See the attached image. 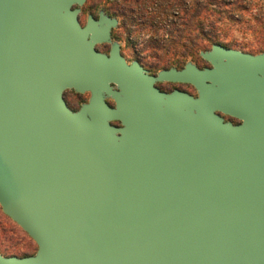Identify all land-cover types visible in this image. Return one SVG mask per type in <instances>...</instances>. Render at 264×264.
I'll return each instance as SVG.
<instances>
[{
	"label": "water",
	"instance_id": "95a60500",
	"mask_svg": "<svg viewBox=\"0 0 264 264\" xmlns=\"http://www.w3.org/2000/svg\"><path fill=\"white\" fill-rule=\"evenodd\" d=\"M86 1L0 0V205L38 246L0 264H264V51L152 75Z\"/></svg>",
	"mask_w": 264,
	"mask_h": 264
},
{
	"label": "rangeland",
	"instance_id": "374dc122",
	"mask_svg": "<svg viewBox=\"0 0 264 264\" xmlns=\"http://www.w3.org/2000/svg\"><path fill=\"white\" fill-rule=\"evenodd\" d=\"M100 11L118 19L113 40L120 43L124 55L137 54L154 72L194 63L213 41L253 54L264 51V0H87L82 6V23ZM99 49L107 52L109 46L101 44ZM89 97L90 93L74 90L65 93L74 110ZM37 248L0 205V252L23 256Z\"/></svg>",
	"mask_w": 264,
	"mask_h": 264
},
{
	"label": "flooded vegetation",
	"instance_id": "af4514ba",
	"mask_svg": "<svg viewBox=\"0 0 264 264\" xmlns=\"http://www.w3.org/2000/svg\"><path fill=\"white\" fill-rule=\"evenodd\" d=\"M81 14H82V12H81ZM94 16H95V17H98V15H94ZM80 19H81V17H80ZM81 22H82V20H81ZM83 24H85V23H83ZM115 29H116V28H114V29L112 30V38H113V39L115 38V34H114V30H115ZM105 45H106V46H109V50L106 52V53H109V52H110V49H111V44H105ZM212 46H213V44L211 45V47H210L209 49H207V50H205V51L211 50V49H212ZM224 46H225V45H224ZM226 47H228V46H226ZM121 52H122V54L124 55V53H123V51H122V48H121ZM133 54H134V55H133ZM133 54H132V55H130V54H127V55L125 54V55H124V57L127 59V61H128L129 63H131V62L137 60V61H139V62L144 66L145 69L148 70L149 74L156 75V74L158 73V71H157V72H154V71H151L149 68H147V67L143 64V62L140 61V57H139L137 54H135V53H133ZM128 58H130V59H128ZM194 63H195V65H197V67H199V68H201V69H204V68H207V67H211V66H212V64H211L208 60H206V59L201 55V53H200V58L197 59ZM186 64H187V62H185V63H181V64H178V65H174L173 67H175V68H177V69H182ZM169 68H172V67H167V68H165V69H169ZM166 84L171 85L172 88H171V89H167V88H165L164 85H166ZM156 85H157L161 90H163V91H167V92L173 91L174 89H180V90H183V91H187V92H189V93H191V94H195V95L197 94V90H196V88H195L192 84H190V83L164 81V82H157ZM226 119H227V120L231 119V120H233L234 122H236V119L231 118V117H228V116H226ZM8 217H9V216H8Z\"/></svg>",
	"mask_w": 264,
	"mask_h": 264
},
{
	"label": "trees",
	"instance_id": "16d2710c",
	"mask_svg": "<svg viewBox=\"0 0 264 264\" xmlns=\"http://www.w3.org/2000/svg\"><path fill=\"white\" fill-rule=\"evenodd\" d=\"M196 17V15H194V18ZM210 40V39H209ZM214 43V41L212 42V44ZM10 218V217H9ZM35 253V252H34ZM34 253H32V254H34ZM31 253H27V254H25V255H23V256H26V255H32Z\"/></svg>",
	"mask_w": 264,
	"mask_h": 264
}]
</instances>
